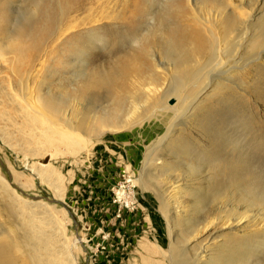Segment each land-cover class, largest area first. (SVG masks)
<instances>
[{"label": "rangeland", "instance_id": "obj_1", "mask_svg": "<svg viewBox=\"0 0 264 264\" xmlns=\"http://www.w3.org/2000/svg\"><path fill=\"white\" fill-rule=\"evenodd\" d=\"M108 1L107 5L96 4L91 14H99L101 21L66 30L62 38L55 33L47 39L42 38L38 42L43 43L41 53L49 51L42 57L41 64L34 59V52L32 59L28 53L19 54L27 65L38 64L34 68L39 69V74L29 81L34 89L29 88L36 94L42 90L56 98L69 96L71 102L67 109L81 108L86 98H75L80 73L106 69L121 52L129 51L123 29L116 26V21L102 17L121 11L120 3L116 2L122 0ZM35 2L0 0V16L8 14L6 6L13 12L8 30L11 31L18 19L23 23V32L14 35L16 39L3 38L9 45L6 52L17 47L32 51L42 29L46 32L56 26L63 0H39L36 15L29 18ZM227 2L241 15L239 20L250 16L252 9L257 7L261 12L251 22L258 23L264 14V0H252L245 5L239 0ZM236 3L239 9L235 8ZM178 11L174 8L172 15L166 13V19H172L170 37L179 43L183 28H194L195 25L190 16H178ZM214 30L219 34L218 29ZM135 32L140 35L144 30ZM157 41L144 43L146 50L142 52L139 66L145 69L150 65L166 80H162L166 86L171 81L168 80L178 78L181 71L168 70L172 64L159 47L154 46ZM196 42L201 45L206 39ZM248 42L240 40L237 33L219 37L215 59L199 53L187 66L188 75L197 72L198 79L191 84L185 81L184 90L178 89L173 97L169 94L167 101L170 104L181 95L190 94V98L193 92L211 82L212 75L216 74L217 79L205 90L204 99L202 95L195 102L189 118L181 115L173 119L172 125L171 120L157 128L158 119L140 117L135 126L106 128L99 136L82 134L86 140L81 134L72 137L67 131L49 128L50 122L47 124L48 120L39 115L36 119L37 114L29 111L22 100L24 90L9 70L11 66L0 56V183H5L8 188L7 191L0 187V229L16 235L14 253L20 264H170L171 249L177 251L183 246L189 248L185 259L189 262L182 264H194L193 254L201 251V246L207 243L205 238H208V251L213 260L204 258L200 263L213 264L218 251L228 250L226 239L234 230L220 226L218 213H210V220L216 218L211 238L208 235L213 230L206 231L203 224L198 227L197 221L204 216L207 218L208 210L218 204L214 197H209V185L216 179L218 162L228 157L234 148L238 149L251 131L241 125L228 130L231 139H237L235 142L239 147H236L233 143H223L225 140L215 145L204 135L202 127L207 123L210 105L218 98L215 94L217 84L224 82L212 64L221 59V49L225 58L231 59L228 67L236 69V75L229 83L232 87L237 81L242 83V74L247 76V82H251L259 70L264 69V55L253 61L255 57L245 48ZM185 43V40L181 41V44ZM197 57L200 58L195 62ZM246 96L257 114L264 118V106L251 98V89ZM87 97L93 99L89 105L100 102L93 95ZM103 105L107 106L106 103ZM47 127L56 133L49 135ZM152 151V159H149ZM177 185L181 191L175 195ZM227 208L221 215L226 214ZM246 220L242 226L251 222L249 217ZM196 235L200 236L197 240Z\"/></svg>", "mask_w": 264, "mask_h": 264}, {"label": "bare ground", "instance_id": "obj_2", "mask_svg": "<svg viewBox=\"0 0 264 264\" xmlns=\"http://www.w3.org/2000/svg\"><path fill=\"white\" fill-rule=\"evenodd\" d=\"M38 1L34 0L33 12H30L29 18L36 15ZM185 1H187V4L184 3ZM108 2V0H63L56 26L49 28L46 32L42 29L36 42L32 45V51L29 52H26L23 47H17L6 52L9 45L3 38L16 39L15 36H19L23 32V23L20 19L16 20L13 28L9 31L8 29L11 27L7 24L13 12L6 6L8 14L0 16V56H3L4 60L11 66L12 69L9 70L17 77L23 88L25 93L23 92L21 95L22 100L27 103L29 111L37 114L36 119L39 116L43 117L46 121L48 120L47 124L50 122L51 126L49 128L67 131L72 137H78L77 135L80 134L83 138L82 134L99 136L106 128H127L140 122V117L158 119L157 128L166 124L167 121V123H170L171 120L170 125H172L174 123L173 119H177L181 115L189 118V114L191 115L190 110L195 102L217 80L216 74L212 75L211 82L206 83L197 92H193L190 98V94L181 95L179 99L174 100L173 104H170L167 101L170 98L168 95L171 94L173 97V94H177L178 89L180 91L184 90L185 81L191 84L198 79L197 72L188 75L187 66L199 53H205L215 59L218 56L216 40L219 37L237 33L240 40L242 39L245 42L249 40L245 44V48H247L249 55L255 57L253 61L260 60L264 55V14L258 19L260 20L258 23L251 22V19L261 12L258 7L252 9L253 12L250 16H245L246 18L239 20L241 15H238L236 10L230 7L231 4L227 0H122L116 2V4L120 3L121 11L106 14L102 17L116 21V26L123 29L122 35L124 40L126 38L129 42V51L121 52L106 69L98 68L91 70L89 73H80L78 94L75 95V98L79 100L85 97V104L82 103L81 108L76 107V109L68 110L67 107L71 102L69 96L56 98V96H51L48 93H42V90L36 94L29 81L33 75L39 72V69L34 67L43 62L42 57L48 54L49 51L46 50L45 52L44 50L45 53H41L43 43L39 44L38 42L42 38L47 39L51 33H55L56 36L62 38L61 36L66 30L76 29L80 25L88 26L91 22H99L101 19V17H98L99 14L98 16L91 15L95 11L93 9L96 4L102 5ZM210 2L213 4L212 6ZM239 2L245 5V3H251L252 0H239ZM156 7H158V10L155 9ZM237 7L236 3L235 8ZM174 8L179 10L178 16L183 14L190 16L195 25L194 28H183L179 43L174 42L170 37L172 19H166V13L172 15ZM189 8L192 11L188 10ZM110 11L114 10L110 9ZM81 12L83 14L79 16L78 14ZM175 12L177 13V11ZM213 27L216 31L219 30V34H216ZM56 29L57 31H55ZM134 29L144 30V32L136 35ZM201 38L206 39V42L198 45L196 40ZM155 40L159 41L154 46H158L162 55L172 64V67L168 70L172 71L175 68L176 71H181V75L175 79L176 81L170 78L168 82L171 81L166 86H164L166 80L161 78L150 65H147L145 69L139 66L142 60V52L146 50L144 43L154 42ZM182 40H185L186 43L181 44ZM220 51L221 59L215 63L212 62V64L216 67L213 70L218 71L217 74L222 77L220 79L224 82H218L217 84L215 94H218V98L210 105L207 123L203 125L202 131L215 145H219L225 140L223 143H233L236 147H240L238 149L234 148L228 157H223L218 162L216 179L209 185V197H214L218 204L208 210L207 218L204 216V219L197 221V226L203 224L206 231L213 230L216 218L210 220V213H218L215 216L221 218L217 221L220 226L234 230L232 231L233 234H229L226 239L228 243L226 245L229 246V249L224 248L218 251L213 264H264V118L257 114L251 105V100L246 96L249 89H251V98L264 106V69H260L258 76L251 82H247V76L242 74L240 79L242 83L237 81L236 86L232 87L229 83L233 81L236 69H234V66L228 67L231 59L225 58L224 50L221 49ZM33 52L35 53L34 59L38 61V64L27 65V61L23 62V59H20L21 55L24 56L27 53L29 58L32 59ZM199 58L197 57L195 62H198ZM29 86L33 89H30ZM88 95H93L100 102H97L96 105H89L93 102V99L88 98ZM204 97L205 95L202 100ZM103 103H106L107 106H104ZM237 125L251 131L248 139L244 143L240 142L241 145L239 146L235 142L237 139H231V135L228 134V130ZM49 128L47 127V130ZM167 128L171 131V128ZM42 129L44 128L42 127ZM49 130L46 131L49 135L54 134L55 131ZM53 140H56V138ZM153 151L149 155V159H152ZM163 162H166V160H163ZM1 186L8 191L5 183H0ZM178 187L180 185L175 186V195L181 191ZM227 206L228 208L225 209L226 214L221 215V212ZM247 217L251 219V222L242 226L247 221ZM207 219L208 221L204 222ZM201 232L203 233V231ZM213 235L214 230L208 236L211 238ZM198 237L200 236L196 235V240ZM15 238L16 235L11 234L10 230L0 229V264H20L14 253ZM204 240L207 243L202 244L201 251L193 254L197 264H202L200 261H203L204 258L213 260V256L208 251L210 248L208 238ZM222 246H225V244L223 243ZM188 250L189 248L186 246L177 251L172 248L170 255L172 253L174 257H171L170 264L180 262L181 259V264L187 261L185 259L188 258ZM174 253H176V256ZM177 254L178 258H176Z\"/></svg>", "mask_w": 264, "mask_h": 264}, {"label": "built area", "instance_id": "obj_3", "mask_svg": "<svg viewBox=\"0 0 264 264\" xmlns=\"http://www.w3.org/2000/svg\"><path fill=\"white\" fill-rule=\"evenodd\" d=\"M120 194H121V196H123V195H124V193H123L122 191L120 192ZM124 198H126V197L124 196Z\"/></svg>", "mask_w": 264, "mask_h": 264}]
</instances>
